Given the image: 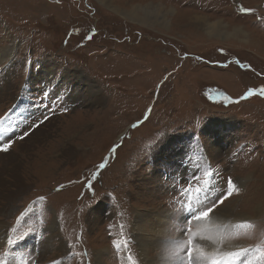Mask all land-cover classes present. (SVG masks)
Wrapping results in <instances>:
<instances>
[{
	"label": "rangeland",
	"instance_id": "obj_1",
	"mask_svg": "<svg viewBox=\"0 0 264 264\" xmlns=\"http://www.w3.org/2000/svg\"><path fill=\"white\" fill-rule=\"evenodd\" d=\"M110 2L0 0V143L13 142L0 156V208L23 187L0 253L27 264H130L129 255L136 264H211L249 248L234 264H264L256 250L264 249V97L239 99L264 86V0ZM239 26L252 43L224 34ZM218 92L231 101L211 99ZM229 177L240 192L212 223L189 225L187 204L210 206ZM244 221L253 227H236ZM187 227L251 235L227 247L200 242L203 255L194 242L190 258L175 249Z\"/></svg>",
	"mask_w": 264,
	"mask_h": 264
},
{
	"label": "snow or ice",
	"instance_id": "obj_2",
	"mask_svg": "<svg viewBox=\"0 0 264 264\" xmlns=\"http://www.w3.org/2000/svg\"><path fill=\"white\" fill-rule=\"evenodd\" d=\"M240 13L243 14H251L254 12V9L252 8H246L241 6L239 9ZM258 19H261L258 17ZM261 23H264V19L261 20ZM91 37H89L90 39ZM221 52H223V49H220ZM187 55V54H185ZM199 59V58H198ZM236 63L241 68H250L251 66L248 64L241 63L239 60H236ZM224 67H227V65H224ZM254 95H259L261 97H264V86H261L259 88H248L247 91L244 92V94L239 98L240 100H244L246 98L252 97ZM225 101H231V97L224 96ZM66 111V109H65ZM49 117L45 116L44 120H47ZM5 118L0 117V121H3ZM44 121H40V124H42ZM39 127V124H34L30 126V131L34 128ZM133 127H136V125H133ZM5 131L7 129H4ZM29 132H24L22 136L19 137V139H24V137L28 136ZM13 142L11 140H8L7 142L0 143V152H8L10 150L11 144ZM106 167L105 163H101L98 165V168L103 169ZM207 176H211V173H205ZM93 179H95V174L93 175ZM89 188H91V185L89 183ZM63 187V185H61ZM197 192L204 191L202 188H197ZM240 192V188L237 186V184L233 181L231 177L227 180V189L226 192L221 193L220 197H218L216 200L212 201L210 206L209 204L200 201L197 197V203L199 207H194L191 203L187 204L186 208L190 213V219L188 220V224L191 225L193 221H195L197 224H199L201 221L206 220L211 213L214 212L215 209L218 208L220 204H223L224 200H226L228 197H231L234 194H238ZM40 200H43L44 197H40ZM207 199V198H206ZM24 215V213H21V217ZM21 217H17V221L19 222ZM237 228H252L253 225L248 223L247 221H244L238 225H236ZM13 232L15 229L12 230ZM184 232L187 234V240L186 241H176L175 242V249L178 251L182 248L187 247V252L189 254V257H192L193 252V244L197 245L196 251L199 252L201 255H203L202 248L199 246L200 242H208L211 245H223L225 247L228 246V244L231 242L233 238L239 237L241 235L250 236L251 233L245 232V233H235L233 236H219L215 237L212 235H205L201 229H197L196 231H193L191 227H187L184 229ZM15 241L12 238V235H7V244L11 246L14 244ZM114 245L117 249L121 247V244H124L126 246V241H121V243H117L116 241H113ZM258 252H260V255L262 258H264V249L257 248ZM250 251L249 248H238L236 251H229L226 253H223L219 259H213L211 261V264H234L235 260H238L241 256H244L246 253ZM130 264H136V261L133 260L132 256L129 255L128 257ZM0 264H27L26 261H24L22 258L20 260H17L16 257H12L11 260L8 258V253L3 252L0 253ZM52 264H59L58 261L53 260ZM243 264V262H242Z\"/></svg>",
	"mask_w": 264,
	"mask_h": 264
},
{
	"label": "bare ground",
	"instance_id": "obj_3",
	"mask_svg": "<svg viewBox=\"0 0 264 264\" xmlns=\"http://www.w3.org/2000/svg\"><path fill=\"white\" fill-rule=\"evenodd\" d=\"M100 1V3H105V5L106 4H108V3H110L109 4V7H111L110 5H112V6H116V5H114L112 2H110V0H99ZM108 7V8H109ZM136 7V6H135ZM138 7V6H137ZM147 7H150L149 5L147 6ZM164 9V4L162 5V4H158V6H154V8H152V9H150V12H151V15L150 16H153L152 18H158V13H159V11H161V10H163ZM121 11H118V12H121V14L123 15V13L122 12H124V11H122V9H120ZM148 10V9H147ZM157 10H159V11H157ZM149 14V13H148ZM163 17H165V15H162ZM139 17H140V15L138 14V13H135L134 15H132V18L133 19H139ZM203 18H205V17H203ZM144 19H148V17H146V18H144ZM215 24H211V27L213 28V26H214ZM224 33V32H223ZM235 33L236 34H234V33H229V32H225L224 34H227L229 37H231V35L230 34H233L234 36H236V37H239V36H241L243 39H245V41L247 40V37H248V32L247 31H245L242 27H237V28H235ZM227 36V37H228ZM226 37V36H225ZM227 39V38H226ZM247 44V43H246ZM14 46H11V47H9V49H11V50H8L7 51V55H6V58H11L12 57V55L14 54V51H15V47L13 48ZM3 52V51H2ZM2 59H4V54L2 53V54H0V60H2ZM1 62V61H0ZM81 86V85H80ZM92 90V88L91 87H89L88 88V91H91ZM93 90H95V89H93ZM87 91V92H88ZM96 91V90H95ZM4 92V91H3ZM92 93V92H91ZM98 98L97 99H101V97L100 96H98L96 93H94ZM1 95V94H0ZM98 101V100H97ZM46 123V122H45ZM10 152V150L8 151V152H4L3 154L2 153H0V156L2 157V156H4V154H7V153H9ZM17 165V164H16ZM13 174H14V177H18V166H16V168H14L13 169ZM9 179V178H8ZM4 180V179H3ZM0 182H3L2 181V179L0 178ZM7 182V181H6ZM22 189H23V187L22 186H20V185H18V187H17V189L16 190H10L9 191V193H7V195L5 196V199L8 201V204H9V206H7V207H4V208H0V245L3 243V241H4V238H5V236H6V231H5V227L7 226V224L5 223V219L7 218L8 219V217H9V214L11 213V211L14 209V202H16L17 200H18V198H19V195H20V193H21V191H22ZM258 189V188H257ZM262 190V189H261ZM257 196V195H256ZM3 207V206H2ZM142 212V211H141ZM12 214V213H11ZM213 214V213H212ZM148 215V214H147ZM146 218V217H145ZM144 220V219H143ZM149 220V219H148ZM214 220H211V222H210V218L208 217L205 221H203V224L205 223V222H207V223H212ZM146 222V221H145ZM198 227V226H197ZM200 227V226H199ZM202 227V226H201ZM203 227H204V225H203ZM215 227V226H214ZM136 228L138 229H140V228H142V226H141V224L139 223L137 226H136ZM154 228V227H153ZM163 228V227H162ZM206 229V228H205ZM220 229V228H219ZM218 230V229H217ZM141 231H142V229H141ZM139 232V231H138ZM217 232V231H216ZM219 232V231H218ZM140 233V232H139ZM151 233V232H150ZM142 236H143V234H142ZM142 238V237H141ZM151 238V237H150ZM155 239V238H154ZM160 240V239H159ZM148 242V241H147ZM149 242H151V241H149ZM140 243V242H139ZM208 243V242H207ZM154 245V244H153ZM159 245V244H158ZM206 245V244H205ZM144 246H145V244H144ZM147 246V245H146ZM157 246V245H156ZM230 248L229 249H231V248H237V246H238V244H235V243H231L230 244ZM149 247V246H148ZM213 248V247H212ZM151 249V248H150ZM214 250H212V253L213 254H215L214 253V251L216 252V248H213ZM142 250H143V253L144 254H146L147 253V248L146 247H143L142 248ZM164 251V250H163ZM161 255V254H160ZM208 255V254H207ZM99 257H96V259H95V264H101V261H100V259H98ZM149 260H150V258H149ZM162 264V263H161ZM170 264V263H169Z\"/></svg>",
	"mask_w": 264,
	"mask_h": 264
},
{
	"label": "flooded vegetation",
	"instance_id": "obj_4",
	"mask_svg": "<svg viewBox=\"0 0 264 264\" xmlns=\"http://www.w3.org/2000/svg\"><path fill=\"white\" fill-rule=\"evenodd\" d=\"M211 99H213V100H216V99L217 100H222V99H224V95H223L222 92H218V93L213 94Z\"/></svg>",
	"mask_w": 264,
	"mask_h": 264
},
{
	"label": "crops",
	"instance_id": "obj_5",
	"mask_svg": "<svg viewBox=\"0 0 264 264\" xmlns=\"http://www.w3.org/2000/svg\"><path fill=\"white\" fill-rule=\"evenodd\" d=\"M123 13V15H126L127 16V14L129 13V12H122ZM129 15V14H128ZM225 26V25H224ZM240 27V26H239ZM245 30V29H244ZM245 31H247V30H245ZM248 32V31H247ZM249 34H248V40L247 41H245V42H247V43H252V38H251V33L250 32H248Z\"/></svg>",
	"mask_w": 264,
	"mask_h": 264
}]
</instances>
